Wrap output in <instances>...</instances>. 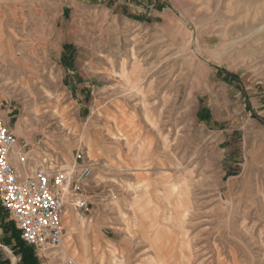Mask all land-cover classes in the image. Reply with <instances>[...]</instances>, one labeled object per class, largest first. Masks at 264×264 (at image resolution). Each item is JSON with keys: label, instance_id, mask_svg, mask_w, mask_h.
I'll use <instances>...</instances> for the list:
<instances>
[{"label": "rangeland", "instance_id": "rangeland-1", "mask_svg": "<svg viewBox=\"0 0 264 264\" xmlns=\"http://www.w3.org/2000/svg\"><path fill=\"white\" fill-rule=\"evenodd\" d=\"M0 36L10 130L45 142L62 169L92 168L91 183L59 190L69 253L64 240L35 251L39 264H93L99 188L116 194L103 198L112 212L129 204L126 191L177 195L146 198L176 202L175 228L157 234L161 260L148 258L151 244L138 260L126 240L125 260L108 261L116 251L99 247L103 264H264V0H0ZM83 197L89 212L75 207ZM131 216L132 236L153 231L138 219L145 213ZM103 227L105 237L125 236Z\"/></svg>", "mask_w": 264, "mask_h": 264}, {"label": "crops", "instance_id": "crops-1", "mask_svg": "<svg viewBox=\"0 0 264 264\" xmlns=\"http://www.w3.org/2000/svg\"><path fill=\"white\" fill-rule=\"evenodd\" d=\"M0 52H2L1 49ZM32 62H34V60ZM12 63H16V62H12ZM12 66L16 67V64H12ZM28 67H33V64H31V66L30 64H28ZM81 93L83 92L81 91ZM0 119H2L5 123H10L11 118L9 117L8 113L6 114L0 113ZM11 131L15 134L17 132V129ZM16 137H17V144L13 149L12 153L10 154V162L13 165L19 178L26 179L28 177H31L34 174V172L42 166L45 167L46 169L53 168L55 170L63 168V166L59 164L58 158L54 156V154L56 155L57 153L54 152L53 148L48 147L45 142L36 143L35 141L32 140V138L28 140V138H26L24 135H16ZM23 143H27L29 145V148L27 149V160L25 163H21L19 160V152L22 150ZM89 151L93 152V158H94L95 156L94 150H92L91 147H89ZM43 161L46 162V165L43 164ZM150 174L152 177L157 175V173H154L153 170L152 172L150 171ZM139 177H143V176H139L138 174L137 178ZM137 178L131 177L133 182H136ZM89 183H91V180H86L83 182V184L85 185H88ZM98 190L101 189L99 188L97 190H94V195L92 196L94 198L93 199L94 202L92 203L93 206L90 213L91 234L89 237V244H90V253H91L90 254L91 263L103 264L102 262L104 261L105 258L102 257H104V254L99 253V247L102 248L103 246L111 247V249H114L116 251L114 252L115 254L114 256L112 257H110L109 255L107 256L108 261L113 260L115 258L123 259V260L127 259L126 256L127 254L124 253L123 251L124 249L121 246V244H123L126 240H129L135 243L136 246H138L137 251L133 254V256L134 255L138 256V260H146V253L144 252V250L145 249L147 250V247L141 249L139 246H141L142 244H144L145 246H149L151 244L152 248H149L148 250L150 249L153 250V253H149L150 256H148V258L150 257L155 261L157 259L161 260L163 252L156 253V250H158L156 249V246H161L163 242L161 238L157 236V234L158 232H160V229L175 228L174 224H176L175 221H177V219L176 216L173 215V213L176 212L175 209L176 202L175 201L172 202L171 200L169 201L170 203L168 202L169 204L162 205L155 203L154 199L147 201L146 198H152L158 196L172 198L173 196L176 197L177 195L175 193L171 194V191H167L165 189L155 190V189L140 188L133 192L126 191L127 194H122L121 196L123 197L127 196L129 198L128 199L129 204L127 205L123 204L121 208L115 209V211L112 212L111 210H108L109 208L104 203L106 202V199L103 198L104 197L108 198L109 196L116 197V194L112 189H110L111 191L109 190L105 191L103 189L102 191H98ZM121 192L124 193L125 191H121ZM135 198H140L141 205L134 206L135 204L133 203V200ZM135 212L145 213L146 216L143 217L139 216L138 219L144 224L145 228H149L153 230L151 233H147L149 235L142 238L143 241L140 239L141 237L135 238V236H132L131 232L128 231L130 230L129 229L130 225L128 223L131 222L132 218L134 219V216H131V214ZM123 215H128L129 217L128 222H126L125 219L122 218ZM9 224L14 225V223L11 221L9 213L6 212L0 204V264H5L6 261H9L5 258L3 252L4 250L7 249L11 254L13 253L11 246L6 245L7 241L9 240V233L6 232L4 227ZM109 225L115 226L113 230L116 232V234L119 233L121 234L125 232V236L115 237V239H110L109 237H105L102 233L104 229L103 226H109ZM126 234L128 235V237ZM174 240L175 238H171L164 245H167L168 243L170 244L172 243L173 245ZM11 243L14 244L15 242L11 241ZM167 252L171 254V249H168Z\"/></svg>", "mask_w": 264, "mask_h": 264}, {"label": "built area", "instance_id": "built-area-1", "mask_svg": "<svg viewBox=\"0 0 264 264\" xmlns=\"http://www.w3.org/2000/svg\"><path fill=\"white\" fill-rule=\"evenodd\" d=\"M16 144V135L0 119V204L9 213L21 239L40 254L48 248L59 247L64 236L62 216L65 205L59 190L68 184L73 186L76 180L78 183L87 180L92 176V168L79 165L68 170H55L42 166L31 177L21 179L10 162ZM28 148L29 145L23 143L19 152L21 163L27 160ZM80 160L82 154L79 153L76 161ZM78 190L79 186L74 187L75 193ZM110 198L113 200L115 196ZM90 206L85 197L75 203L76 209L83 212H89Z\"/></svg>", "mask_w": 264, "mask_h": 264}, {"label": "trees", "instance_id": "trees-1", "mask_svg": "<svg viewBox=\"0 0 264 264\" xmlns=\"http://www.w3.org/2000/svg\"><path fill=\"white\" fill-rule=\"evenodd\" d=\"M202 120H206L207 115L200 114ZM6 232L9 233V240L7 246H11L14 255L19 259V264H39V259L35 254V250L32 246L26 244L20 236V232L14 227L13 224H9L4 227ZM14 241L15 243H11ZM5 264H10L6 261Z\"/></svg>", "mask_w": 264, "mask_h": 264}, {"label": "bare ground", "instance_id": "bare-ground-1", "mask_svg": "<svg viewBox=\"0 0 264 264\" xmlns=\"http://www.w3.org/2000/svg\"><path fill=\"white\" fill-rule=\"evenodd\" d=\"M67 147H68V149L69 148H71V145H67ZM93 153L91 152V151H89L88 152V157H91V155H92ZM66 188V189H65ZM71 184H68L67 186H65V187H62L60 190L65 194V195H68V193L70 194V192H71ZM65 189V191L66 192H64L63 190ZM63 194V203H64V205H65V195ZM69 208V207H68ZM70 209V208H69ZM68 209V210H69ZM70 212V211H69ZM62 221H63V226H64V221H65V225H68L69 224V222H70V215L68 214V213H66L65 212V209H64V212H63V216H62ZM64 228H65V226H64ZM64 232H65V229H64ZM70 232V231H69ZM71 233V232H70ZM73 237H74V235H73ZM64 240H65V242H64ZM83 241V240H82ZM64 242V245H63V248L65 249V251L64 252H66L65 253V256L67 255V253H69V246L71 245V237L70 236H68V237H65V234H64V236H63V239H62V242H61V244H60V246L62 245V243ZM52 248H48L46 251H49V250H51ZM52 254V253H51ZM64 254V253H63ZM64 256V257H65ZM67 258V257H66Z\"/></svg>", "mask_w": 264, "mask_h": 264}]
</instances>
